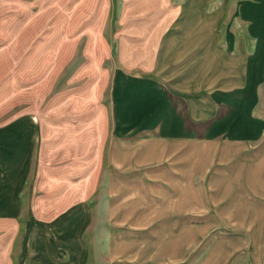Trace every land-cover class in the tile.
<instances>
[{
	"label": "rangeland",
	"instance_id": "rangeland-1",
	"mask_svg": "<svg viewBox=\"0 0 264 264\" xmlns=\"http://www.w3.org/2000/svg\"><path fill=\"white\" fill-rule=\"evenodd\" d=\"M181 22L189 50L172 35ZM250 39L262 44L259 60L249 58ZM90 75L98 81L84 82ZM65 89L97 91L93 101L109 109L113 100L116 136L129 92L131 141L146 136L159 153H132L130 177L90 198L83 241H67L73 252L61 248L53 261L264 264V0H0V122L18 101L39 119L48 96ZM217 90L230 92L227 107L202 117L204 94L223 103ZM181 117L203 120L182 133ZM238 125L243 133L233 134ZM30 236L27 214L0 216V264L35 260Z\"/></svg>",
	"mask_w": 264,
	"mask_h": 264
},
{
	"label": "crops",
	"instance_id": "crops-1",
	"mask_svg": "<svg viewBox=\"0 0 264 264\" xmlns=\"http://www.w3.org/2000/svg\"><path fill=\"white\" fill-rule=\"evenodd\" d=\"M239 16L244 18L242 11ZM188 24L184 22L182 26L172 31L173 37L180 34L187 39L183 41L186 45L181 48L183 50H189L193 44L188 36L192 34ZM256 25L254 29L260 30L262 22L259 21ZM173 37L170 42L171 49H176ZM226 44L224 41V45ZM177 47L179 48V45ZM250 48L251 52H247L249 58L259 60L261 42L253 44V39L248 40L246 49L249 51ZM231 49L235 50L233 58L236 61L240 60L238 57L243 49L241 44L234 41ZM251 71L249 69V73ZM88 77L84 82L95 81L94 77L98 81V76ZM86 86L82 84L78 88L83 89ZM178 89L179 87L176 90ZM76 91L83 90L65 89L56 96H48L43 103V116L39 119L33 115L30 107L24 110L23 101H18L15 113L0 122V216L13 218L24 214L29 216L30 241L36 256L30 264H57L53 260L59 253L61 254L60 249L67 250L62 245L67 244V241H83L82 229L90 219L87 205L90 198L92 199L94 194L103 193L104 190L105 194L115 192L116 178L130 177L128 173L130 166L126 165L127 162L130 163L132 153H135L139 160L141 158L145 160V150L151 148L149 156H154L158 152L152 149L153 144L147 142L146 136L141 140L136 138L134 142L131 141L132 127L124 118V114L129 113L128 110L125 111V107H129V92L123 89L124 106L122 109L117 107L118 111H123L124 122L117 124V130L123 135L116 136L113 122L116 114L115 102L112 100L109 109L104 104L100 105L98 101H93V98L96 100L99 98L97 91L84 90L83 96L77 97L75 94L72 95ZM215 92L222 96L219 101L223 103H217L211 94H204L205 103L202 102L203 105L200 106L202 108H199L204 114L202 117H205V114H209V118L213 117L212 115L218 112L219 105L227 107L226 98L230 92L225 90ZM126 98L128 101L125 105ZM233 107L238 108L239 104ZM171 109L172 114L178 118L176 109ZM192 110L196 111L195 108L188 107V113ZM180 119L182 133H185L183 123L194 124L203 120L190 119L188 122L182 117ZM215 123L217 124L216 119L211 120L204 129L210 130L211 127L213 129ZM158 129L159 127L156 128ZM241 129L242 125H238L232 133H243ZM157 134L160 140L163 139V133L158 131ZM160 153L162 154L161 149ZM100 188L103 190L100 191ZM68 250L70 254L73 252L71 248ZM77 251L82 258V248ZM59 264H81V261L71 260Z\"/></svg>",
	"mask_w": 264,
	"mask_h": 264
}]
</instances>
